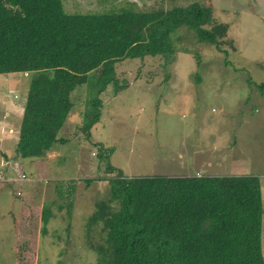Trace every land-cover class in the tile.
<instances>
[{
	"label": "rangeland",
	"instance_id": "obj_1",
	"mask_svg": "<svg viewBox=\"0 0 264 264\" xmlns=\"http://www.w3.org/2000/svg\"><path fill=\"white\" fill-rule=\"evenodd\" d=\"M194 5L211 10L213 21L204 28L227 27L219 48L183 27L172 35L169 62L161 56L121 60L115 86L97 95L92 78L100 69L90 73L60 133L68 143L39 159V169L13 157L18 128H9L30 74H0V195H10L11 203L0 206V264H95L87 242L100 241L99 227L87 237L84 224L108 198L104 178L116 174L106 172L108 165L126 177H255L264 257V0H61L66 14ZM93 95L98 109L88 105ZM90 109L98 116L94 122L89 115L86 133L73 128ZM86 179L96 180L87 185ZM23 186L36 198L29 201ZM38 199L52 213L45 233Z\"/></svg>",
	"mask_w": 264,
	"mask_h": 264
},
{
	"label": "trees",
	"instance_id": "obj_2",
	"mask_svg": "<svg viewBox=\"0 0 264 264\" xmlns=\"http://www.w3.org/2000/svg\"><path fill=\"white\" fill-rule=\"evenodd\" d=\"M212 21L209 7L196 5L66 14L61 0H0V74L31 77L13 157L38 161L68 143L60 133L90 73L100 69L92 78L97 95L115 86L121 60L161 56L169 62L172 35L183 27L218 49L227 27L204 28ZM93 96L88 105L98 109L100 100ZM89 111L79 126L85 133L92 125L89 115L94 122L98 116ZM106 172L116 173L104 178L108 198L84 224L87 237L99 227L100 241L87 242L95 264H264L255 177H126L109 165ZM40 213L45 233L52 213L46 205Z\"/></svg>",
	"mask_w": 264,
	"mask_h": 264
},
{
	"label": "crops",
	"instance_id": "obj_3",
	"mask_svg": "<svg viewBox=\"0 0 264 264\" xmlns=\"http://www.w3.org/2000/svg\"><path fill=\"white\" fill-rule=\"evenodd\" d=\"M17 103V102H16ZM24 103H25V101H24ZM24 103L23 104H20L19 103V110H18V112L17 111H15V112H13V113H15V114H12L11 116H12V118H13V122L15 123V125H14V127H13V123H12V127H9V128H18L19 127V123H18V120H19V122H20V120H21V118H22V114H23V107H24ZM14 108H15V106H14ZM13 108V109H14ZM21 109H22V112H21ZM72 109H75V107H73ZM71 112V111H70ZM20 113H21V115H20ZM9 114H11V111L9 112ZM70 114V113H69ZM15 120H17V121H15ZM79 125L80 124H78V125H75V126H73V128H79ZM65 127V124L63 125V127L62 128H64ZM15 142V141H14ZM13 142V143H14ZM11 146V145H10ZM3 155H4V153H2ZM5 156H3V158H4ZM6 160H7V158H5ZM32 165L33 164H35V166H36V168L37 169H39L38 167H39V165L41 164V162H39V161H33L32 163H31ZM11 173V172H10ZM37 175V174H36ZM192 176V175H191ZM181 177H183V176H181ZM27 186V185H26ZM24 187L23 186V190L25 191V194H26V198L27 199H29V201L32 199V198H36V197H34V193H33V191H32V187H31V189H30V187ZM26 188L28 189V190H26ZM34 189V188H33ZM22 190V192H24ZM44 192V191H43ZM42 195H44L45 193H41ZM40 194V195H41ZM13 195V197L14 198H17L14 194H12ZM22 195H24V193L22 194ZM10 196V195H9ZM8 195H6V194H4L3 193V195H0V206L2 205V204H10L11 205V203H9V197ZM31 196V197H30ZM5 198V199H2V198ZM7 197V198H6ZM15 200H17V199H15ZM38 200H40V199H38ZM36 201V200H35ZM42 201L40 200V207L42 208V206H44V205H42ZM16 204V203H15ZM15 204L14 203H12V206H15ZM28 204V203H27ZM7 205V206H8ZM23 207V209H28V207H26V206H22ZM41 208H39V211H41ZM6 209H7V207H6ZM15 209H16V206H15Z\"/></svg>",
	"mask_w": 264,
	"mask_h": 264
},
{
	"label": "built area",
	"instance_id": "obj_4",
	"mask_svg": "<svg viewBox=\"0 0 264 264\" xmlns=\"http://www.w3.org/2000/svg\"><path fill=\"white\" fill-rule=\"evenodd\" d=\"M22 177H24V175H23ZM24 178H25V177H24Z\"/></svg>",
	"mask_w": 264,
	"mask_h": 264
}]
</instances>
